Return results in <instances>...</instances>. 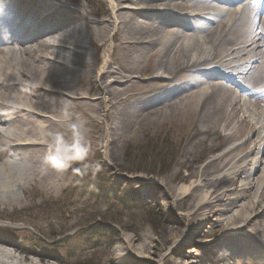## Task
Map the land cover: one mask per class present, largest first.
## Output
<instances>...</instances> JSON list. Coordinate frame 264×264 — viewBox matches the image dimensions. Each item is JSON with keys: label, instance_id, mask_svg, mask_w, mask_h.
Instances as JSON below:
<instances>
[{"label": "bare ground", "instance_id": "6f19581e", "mask_svg": "<svg viewBox=\"0 0 264 264\" xmlns=\"http://www.w3.org/2000/svg\"><path fill=\"white\" fill-rule=\"evenodd\" d=\"M101 1L94 19L77 0H0V232L27 237L7 209L56 200L94 132L118 166L173 127L171 178L116 177L165 224L125 237L116 264H264V0ZM35 259L55 257L0 236V264Z\"/></svg>", "mask_w": 264, "mask_h": 264}, {"label": "rangeland", "instance_id": "374dc122", "mask_svg": "<svg viewBox=\"0 0 264 264\" xmlns=\"http://www.w3.org/2000/svg\"><path fill=\"white\" fill-rule=\"evenodd\" d=\"M77 1L85 4L94 19L105 17L108 4L104 1ZM104 49L102 58L106 54ZM101 63L102 59L97 65V74L102 72L98 73ZM99 137L94 132L85 152L67 164L66 187L56 200L35 198L33 206L29 204L35 208L7 209L12 216L18 215L19 221L3 223L22 228L27 237L4 232L0 236L19 245H31L43 256L55 257L44 263L35 259L37 264H116L125 255L121 248L125 237L135 239L145 232L154 235L165 226L156 214L159 210L140 202L144 195L134 197L129 190L117 187L116 177L125 174L126 183L131 181L127 179L144 177L149 186L175 174L180 154L176 130L167 127L151 137L141 136L135 144L123 149L118 166L106 160V142ZM172 186L175 190L180 188V180ZM172 213L180 217V212L172 209ZM189 248L198 254L201 250L197 242H192L184 251L185 257L189 255Z\"/></svg>", "mask_w": 264, "mask_h": 264}]
</instances>
